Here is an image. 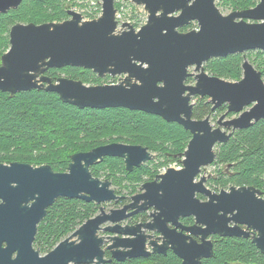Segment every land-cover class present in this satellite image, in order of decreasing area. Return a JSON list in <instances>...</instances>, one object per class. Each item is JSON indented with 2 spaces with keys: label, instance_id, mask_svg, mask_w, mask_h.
<instances>
[{
  "label": "water",
  "instance_id": "95a60500",
  "mask_svg": "<svg viewBox=\"0 0 264 264\" xmlns=\"http://www.w3.org/2000/svg\"><path fill=\"white\" fill-rule=\"evenodd\" d=\"M23 1L0 0V15L17 10ZM100 1L102 15L94 20L86 21L69 10V18L60 23L15 24L10 30V48L1 60L0 92L15 96L44 91L57 94L62 102L79 109L123 108L177 123L192 136L183 167L169 168L155 181L145 183L130 204L107 212L104 204L119 203L123 197L109 180L93 176L91 168L107 158H117L132 173L155 159L147 147L110 143L79 152L71 157L64 173L47 165L0 163V264H102L107 262L103 250L107 241L118 261L149 257L145 237L119 238L137 235L141 225L134 229L107 227L104 231L112 234L109 240L99 237L98 232L106 223H123L150 209H154L153 223L180 226V218L196 216L204 228L202 242L195 245L169 239L170 234L161 230L168 240L154 253H166L171 242L182 264H202L203 259L214 257L213 242L208 238L219 235L252 237L264 254L262 191L253 186H233L213 194L205 186L206 176L201 175L216 161L217 144H228L237 131L248 130L264 120L261 71L246 60L244 78L231 82L210 75L205 68L213 59L264 51V0H258L254 8L227 16L217 7V0H125L143 6L148 13L140 29L129 22L119 24L116 0ZM193 22L199 29L181 31ZM66 67L90 70L101 79L121 78L118 84L97 86L68 78L56 82L39 78L48 69ZM192 67L194 72L189 71ZM192 77L195 84L187 85ZM196 98H208L213 112L227 107L217 128L209 116L194 119ZM228 113L237 116L228 119ZM197 194L210 199L202 202ZM60 198L96 203L101 206L100 214L42 256L34 250L33 242L49 208ZM230 222L235 226L229 227Z\"/></svg>",
  "mask_w": 264,
  "mask_h": 264
},
{
  "label": "trees",
  "instance_id": "16d2710c",
  "mask_svg": "<svg viewBox=\"0 0 264 264\" xmlns=\"http://www.w3.org/2000/svg\"><path fill=\"white\" fill-rule=\"evenodd\" d=\"M223 2L229 3L236 11L256 6L255 0ZM67 12L65 0H24L17 10L1 14L0 65L2 56L10 46L11 27L24 21L36 25L60 23L68 19ZM181 31L185 32L186 28ZM249 54L264 77V51H252ZM243 58L244 55L235 54L213 59L206 63L205 68L210 75L237 82L242 78ZM65 72L68 79L80 80L86 85L101 81L83 69L71 67ZM206 100H199L197 105L195 103L194 119L203 120L213 112ZM223 109L226 107L223 106ZM191 138V133L179 124L166 122L159 116L144 112L123 108L79 109L62 102L55 93L37 90L15 96L0 92L1 164L47 165L55 172L64 173L68 171L74 154L110 143L141 145L154 155L157 153L175 160L185 153ZM216 160L218 164L226 166V171L214 178L215 186H253L261 190L264 196V120L249 130L237 131L230 142L222 146ZM104 169L108 176L102 180L113 181L114 185L124 187L130 193H133L135 183L143 181L144 176L155 177L144 167L128 173L123 160L117 158L105 159L92 167L91 172L100 178L99 174ZM125 177L134 179L125 181ZM124 182L134 186L125 187ZM93 206L76 199H58L39 225L37 240L41 249L55 247L77 227L93 218ZM216 250L215 256L203 264H264V254L250 241L225 240ZM175 260H169V264H176Z\"/></svg>",
  "mask_w": 264,
  "mask_h": 264
},
{
  "label": "flooded vegetation",
  "instance_id": "af4514ba",
  "mask_svg": "<svg viewBox=\"0 0 264 264\" xmlns=\"http://www.w3.org/2000/svg\"><path fill=\"white\" fill-rule=\"evenodd\" d=\"M68 18H69V16H68ZM70 68L71 67H66V68H61V69L51 68V69H48L46 72H44V74L40 75L39 78L47 77V78L51 79L52 82H56L59 78H66L67 76H66L65 71L69 70ZM86 71H89L93 75L98 77L92 71H90V70H86ZM61 75H64V76H61ZM120 78L121 77H115L114 78L111 76H108L107 78H105L107 81L111 80L110 82H104L105 81L104 79L99 78L101 81L99 83L93 84L92 86L105 85V84H111V85L114 84L115 85V84L119 83ZM204 176H206V175H204ZM157 177H158V175H155V177H154L155 179L149 178L150 180L142 182L140 184V191H141V187L145 183L153 182L157 179ZM206 178H207V181L205 183V186L209 190H211L213 194H219L223 190L228 191L231 187H233L232 185H228L227 187H222V186L217 187L213 184L214 178H216V176L210 175V176H206ZM197 181H199V177L197 178ZM111 184H112V187H114V190L116 191V193L119 196L123 197V199L119 203L113 202L116 206V208H114V209H120V208L124 207L125 205L130 204L132 202V198L142 192L141 191V192L135 193L131 196H128V195H126V193L129 191L128 189L126 190V188H124L123 189L124 193H123L122 190L120 189L122 187L114 185L113 181ZM197 197L202 202H207L210 199L208 196H206L204 194H197ZM91 204L96 206L99 210L101 209L100 205H98L96 203H91ZM106 208L107 207H105V209ZM112 209H110V210H112ZM129 212H131V211H129ZM153 213H154V209H150L148 211L141 212L138 215L132 217L126 223H119V224L106 223L101 227V230L98 232L99 237H104L107 239V238L112 236V234L104 231V229L107 227H115L116 225H118V227H120V228L134 229L137 226L141 225V231H139V233L137 235H135V236L120 235L119 238L124 239V240H130V239L137 238V236L145 237L146 238V240H145L146 251L149 252L151 255L149 257L142 256V257L131 258V259L127 258L125 261H118L114 257V251H112L111 249H108L110 242L107 241L105 243V245L103 246V250L105 253L104 254V260L107 262L102 263V264H113L114 262L115 263H125V262H130V261H134L137 264H169V260H171L173 258L176 259L175 260L177 262L176 264H182L183 261L172 250L171 242L169 243V246L166 250V253H164V254L154 253V249L156 247L163 245L164 242L168 240V238L165 236V234L160 232L161 230H165L170 234L169 239L177 238L183 242L190 243L193 245L200 244L202 242L201 230H203L204 228H202L201 224L197 223V217L196 216H189V217L180 218V220H179L180 223H178L180 226H177L175 223H168L166 225H163V223H153V218L151 217ZM220 215H222L221 212L219 213V216ZM149 225L154 227V229L148 228L147 226H149ZM228 226L232 228L235 226V224L233 222H230ZM193 227H195V229H193ZM186 228H192V230H188ZM242 228L246 229V227H244V226H242ZM38 229H39V226H38ZM37 236H38V233H37ZM37 236H36L35 241L33 242V248H34V250L40 252V255H41L42 249L38 243L39 241L37 240ZM208 239L213 242L214 256L217 252L216 249L218 248L219 244L224 242L225 240H231V241L244 240V241H250L253 244L252 237H249V238H245V237H221L219 235H211ZM107 240H109V239H107ZM151 243H156L157 246H154ZM3 246L5 247L6 244H4ZM42 256H44V255H42ZM206 260H209V259H203L202 264Z\"/></svg>",
  "mask_w": 264,
  "mask_h": 264
},
{
  "label": "rangeland",
  "instance_id": "374dc122",
  "mask_svg": "<svg viewBox=\"0 0 264 264\" xmlns=\"http://www.w3.org/2000/svg\"><path fill=\"white\" fill-rule=\"evenodd\" d=\"M255 2H256V5H257L259 1L255 0ZM65 5H66L67 11L73 10V11L78 12L79 14H81L83 16L84 20H86V21L97 19V18H99L102 15V2L100 0H65ZM216 5L219 8V10L221 11V13L223 15H225V16H227L230 13L236 11L229 3L225 4L223 2V0H217ZM115 7L118 10V12H117V20L119 21V24H123L125 22H129L136 29H140L142 26H144L146 24L147 19H148V13L145 11L143 6H138V5L134 4L131 1L116 0L115 1ZM22 24H27V23L24 21V22H22ZM184 28H186L185 32H189V31L194 30V29H199L197 22H193L189 26H186ZM9 48H10V46H9ZM8 50L5 53H7ZM249 53L241 54V55H244L243 62H245L247 60L253 65V67L255 69L259 70L258 69V65H255V63H254L253 56H248V55H250ZM243 64H242V78L241 79L244 78ZM189 71L190 72H194V68L192 67ZM259 71H261V70H259ZM61 76H64V75H61ZM104 80H105L104 82H110L111 81V80L107 81L106 79H104ZM195 81H196L195 77H192L186 82V84L187 85H194ZM231 82H233V81H231ZM87 85H93V83H89ZM199 100H206V98H204V99L196 98V99L193 100V102L196 103V105H197ZM206 103H209V100L208 101L206 100ZM209 105H211V104H209ZM224 107H226V106H224ZM225 113H227V107H226V109H223V107H222L221 109H218L215 112H212V113L209 114L210 122H211V124H212V126L214 128L218 127L217 121ZM236 116H237L236 114L228 113L227 118L231 119V118H234ZM190 140L191 139H189V142H190ZM189 142H188V144H189ZM222 146L223 145H221V144H217L216 145L215 152L217 153V155L221 151ZM155 155H156V157H155L154 160H152L150 162H147L146 164H144V166H142V167L150 170V172L155 174V175L164 174L169 168L181 169L183 167L184 153H183V155H180L175 160L170 159V158H166V157H164V156H162L160 154H157V153H155ZM224 171H226V166L218 164L217 160H216L212 165H210V166H208V167L203 169L202 175L218 176V175H220V173H222ZM107 176H108V172L106 171V169H104V171H101V173L99 174V177L101 179H105V177H107ZM149 177H150L149 175L144 176L143 177V181H141L139 184L135 183V188H134L133 193L141 192L140 191V184L142 182H144V181L150 180ZM118 179H119V177H118ZM133 179H134L133 177H129V178L125 177L124 178L125 181L126 180L130 181V180H133ZM128 185L134 186V184H129V182H124V186L125 187H127ZM112 188L114 189V187H112ZM120 189L124 193V190H123L124 187H122ZM133 193H130V191H128L126 193V195L131 196ZM262 197H264V196H262ZM104 207H107L106 208L107 211H109L112 208L113 209L116 208V206H115V204L113 202L104 204ZM93 209L95 210V212L93 213V217H95L98 214H100V210L98 208L93 206ZM127 221H125L123 223H126ZM79 227H77L75 229V231ZM68 237H69V235L67 237H65V238H68ZM65 238L63 240H65ZM58 244H56L55 247ZM55 247L53 246L50 249L49 248H45L44 250L41 251V255L48 254L53 249H55Z\"/></svg>",
  "mask_w": 264,
  "mask_h": 264
},
{
  "label": "bare ground",
  "instance_id": "6f19581e",
  "mask_svg": "<svg viewBox=\"0 0 264 264\" xmlns=\"http://www.w3.org/2000/svg\"><path fill=\"white\" fill-rule=\"evenodd\" d=\"M217 2V1H216ZM116 8V7H115ZM117 10V9H116ZM10 12V11H9ZM118 12V11H117ZM7 14V13H6ZM244 63V62H243Z\"/></svg>",
  "mask_w": 264,
  "mask_h": 264
}]
</instances>
